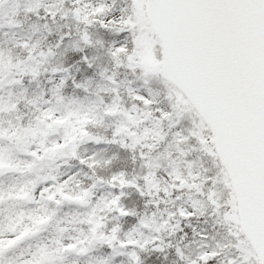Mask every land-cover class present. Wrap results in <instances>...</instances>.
Wrapping results in <instances>:
<instances>
[{
  "label": "snow or ice",
  "instance_id": "obj_1",
  "mask_svg": "<svg viewBox=\"0 0 264 264\" xmlns=\"http://www.w3.org/2000/svg\"><path fill=\"white\" fill-rule=\"evenodd\" d=\"M72 4L65 8L64 0H25V12L39 15L43 8L42 18L55 22L59 15L76 26L66 25L47 47L39 37L22 41L28 56L17 74L38 79L55 57L66 56V64L51 68L49 103L76 125L78 135L68 137L71 155L77 156V145L85 142L117 146L138 153L143 175L129 177L121 170L93 180L78 198L82 203L100 184L112 192L91 212L90 244L68 245L65 255L87 254L99 244L107 254L93 257L91 264H160L159 258L146 262V253L165 261L171 256L172 264H264V247L258 250L231 230L230 242L222 243L200 226L210 215L213 226L231 229L232 205L225 206L216 190L220 156L238 177L241 199L251 198L264 215V0ZM10 6L18 8L20 0H0V12ZM5 23L17 22L9 19L0 27ZM33 32L51 33V26L35 25ZM145 35L158 41L151 59L144 56ZM6 60L0 50V64ZM154 81L163 88H153ZM69 89L77 94L66 95ZM186 121L191 127H185ZM208 125L214 131L211 150ZM104 126L111 128L110 136L91 131ZM196 152L214 157L216 170L201 167L192 158ZM117 156L101 161L94 153L80 158V164L91 169ZM45 191L41 199H55L54 193L45 197ZM129 191L147 211L124 205ZM103 212L129 220L128 229L108 227ZM24 239V234L13 237L7 247L0 240V264H59L55 252L43 262L35 254L9 256Z\"/></svg>",
  "mask_w": 264,
  "mask_h": 264
},
{
  "label": "rangeland",
  "instance_id": "obj_2",
  "mask_svg": "<svg viewBox=\"0 0 264 264\" xmlns=\"http://www.w3.org/2000/svg\"><path fill=\"white\" fill-rule=\"evenodd\" d=\"M45 2L51 3L52 0ZM24 3L25 0H20L18 8L10 6L0 16V23L9 19L17 22L11 25L5 23L0 27V50L7 57L6 62L0 64V240H3L7 247L9 239L25 235L24 243L8 252L13 258L26 259L35 254L43 262L51 258L50 252H55L59 264H91V259L99 256L96 255L94 248L99 244H92L93 250L87 254H74L69 257L65 252L68 245L90 244L88 234L91 212L100 198L105 197L102 184L98 185L89 197L84 198L86 203H82L78 198L86 189L83 183L89 177L86 174L74 173L62 179L59 175L62 171L59 169H44L40 175H35L31 171L33 162L49 150L58 149L62 153L59 159L64 161L66 159L64 150L69 149L68 137L78 135L76 125L62 117L60 107L49 103L51 99L49 92L52 87L51 68L66 64L67 57L63 55L55 57L46 66L48 71L38 79L25 75L14 83L4 82V75L12 64L11 61L19 60L22 64L27 59L28 52L22 46V41L29 38L36 40L39 37L47 47L49 43L54 42L55 37L66 25L71 24L75 29V21L62 19L59 15L55 22L50 18L46 20L42 18L45 15L43 8L40 9L39 15L28 13L24 10ZM64 7H73L72 0H64ZM45 22L51 26V33L34 34L33 27L43 25ZM157 42L152 36L145 35L143 48L146 59L154 58L153 48ZM103 63L108 64L107 58ZM152 86L155 89L163 88L159 81H154ZM65 94L72 96L77 93L75 89H69ZM125 99L127 100L126 96ZM185 127H191V122L186 121ZM208 128L207 138L211 142L209 145L211 150L215 147L214 136L209 126ZM91 131L95 134L111 135V128L108 126L93 127ZM76 151L77 156L72 158L79 163L80 158L92 157L94 153L96 159L101 161L113 156V153H118L111 164L101 163L91 169L87 167L105 179L121 170H125L129 177L143 175V163L138 153L123 151L117 146L88 142L78 144ZM192 158L197 160L201 167L216 170L214 157L210 158L196 152ZM219 162L222 165L221 161ZM219 174L216 190L225 206L232 205L231 229L226 225L213 226L214 218L210 215L202 218L207 219L208 223L202 222L200 226L206 228L210 236H214L215 240L222 243L230 242L231 238L228 235L230 230L249 243L240 228L236 197L224 166L219 169ZM44 189L47 190L44 192L45 197L49 193H54L55 199H41V191ZM136 196L134 191L127 192L123 203L142 214L148 209L145 202L138 201ZM56 199L60 200L59 204L55 202ZM58 207L61 210L58 211ZM106 213L103 212V215L108 225L114 216L106 217ZM119 222L124 230L128 229L129 220L123 218ZM104 252L106 253V250ZM169 259V264H172L171 256Z\"/></svg>",
  "mask_w": 264,
  "mask_h": 264
},
{
  "label": "trees",
  "instance_id": "obj_3",
  "mask_svg": "<svg viewBox=\"0 0 264 264\" xmlns=\"http://www.w3.org/2000/svg\"><path fill=\"white\" fill-rule=\"evenodd\" d=\"M7 10V8L3 11L0 12V16H2L4 14V12ZM11 65L10 67L7 68V71L5 72L4 75V82L5 83H14L16 81H19V79H21L20 75H18V71H19V67L21 66L19 60H17L16 62L11 61ZM66 151V152H65ZM64 152L66 153V159H64V161L60 160L59 157L61 156V152L58 149H53V150H49L46 153H44L41 157H39L37 160H35L32 164V173H35V175H40V172L44 169H59L60 171H62L61 173L63 174H59L61 176L62 179H66L69 175L74 174V173H78V174H86L87 177L84 180V186L85 188H87L88 186L91 185V183L93 182V180L97 177H100V175H96L92 170H89L86 166L81 165L79 162H77L75 159H73L72 155H71V151L70 149H65ZM65 173V174H64ZM101 185V184H100ZM103 186V190L104 192V196L108 197L109 194L112 192V189L107 186L102 184ZM136 198L138 199V201H143L141 200L138 196H136ZM57 210H61L60 207L57 208ZM56 210V211H57ZM106 217L108 216H114V218L109 222L108 225H114V224H120L119 220L123 219V218H116V214L115 213H110L107 212ZM95 253L98 256H103L106 255L107 253H105L104 249L100 246V245H95ZM93 250V248H92ZM159 258L160 260V264H169L170 259H168L167 261L164 260V258L162 256L158 257V254H147L145 256V260H153V259H157ZM170 258V257H169ZM172 263V261H171Z\"/></svg>",
  "mask_w": 264,
  "mask_h": 264
},
{
  "label": "water",
  "instance_id": "obj_4",
  "mask_svg": "<svg viewBox=\"0 0 264 264\" xmlns=\"http://www.w3.org/2000/svg\"><path fill=\"white\" fill-rule=\"evenodd\" d=\"M147 14L150 15L149 10H147ZM209 126L211 128V125ZM212 132L214 134L213 130ZM216 151L219 155L220 149L218 147H216ZM220 160L228 172L236 196L241 230L250 244L259 250L261 247H264V215L261 214L259 208L251 198L241 199L238 177L235 171L229 164L225 163L223 156H220Z\"/></svg>",
  "mask_w": 264,
  "mask_h": 264
}]
</instances>
